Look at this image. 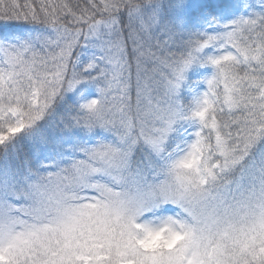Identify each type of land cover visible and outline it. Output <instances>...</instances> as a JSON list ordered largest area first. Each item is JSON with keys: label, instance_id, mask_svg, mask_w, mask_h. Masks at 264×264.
<instances>
[{"label": "snow or ice", "instance_id": "snow-or-ice-1", "mask_svg": "<svg viewBox=\"0 0 264 264\" xmlns=\"http://www.w3.org/2000/svg\"><path fill=\"white\" fill-rule=\"evenodd\" d=\"M0 264H264V0H0Z\"/></svg>", "mask_w": 264, "mask_h": 264}]
</instances>
